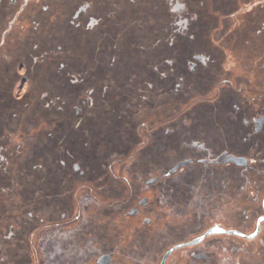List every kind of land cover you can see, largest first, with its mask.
<instances>
[{
    "label": "flooded vegetation",
    "instance_id": "1",
    "mask_svg": "<svg viewBox=\"0 0 264 264\" xmlns=\"http://www.w3.org/2000/svg\"><path fill=\"white\" fill-rule=\"evenodd\" d=\"M129 2L134 4L136 0ZM226 2L227 6L233 4L232 0ZM162 3L169 17L164 34L160 29L154 34V56L149 65L158 75L144 81L151 92L160 85L158 102H150L148 96L142 95L141 103L123 104L118 98L98 103V96H108L110 84L101 85L100 95L95 94V88L89 89L88 96L74 111L76 116L85 108L91 111L84 119L93 128L91 144L87 152L85 147L81 150L94 160L95 167H84L80 154L78 161H73L75 156L67 151L72 160L66 162L51 153V161L47 159L44 166L33 167L45 173L35 185L41 196L34 195L31 188L28 190L27 197L30 201L34 198L36 211H26V215L22 208L16 209L18 203L10 197L15 190L13 185L3 187L6 184L0 183V192L10 197L9 205L0 204V215L12 209L9 218H5L7 222L0 225V263L6 260L4 255H9L13 264H32L28 247L9 248L1 241L15 242L18 235L20 241H25L32 224L36 220L45 223L48 218L49 223L62 227L55 237V248H46L51 262L41 264H264V93L252 95V100H245L242 105L241 95L230 87L229 78L222 80L224 87L220 89L228 93L212 105H191L177 118L176 104H161L160 93L178 97L184 84L194 87L204 83L205 75H215L209 69L217 62L215 51L202 42L201 49L191 47L189 54L183 55L190 44L199 42L198 37H209L210 27L207 23H195L198 15L192 13L188 0ZM96 4L102 7L98 0H0V182L8 181L1 179L2 172L10 175L6 172L10 157L17 154L14 134L2 126L1 112L8 116L7 121L17 116L14 112L29 94L26 90L21 94L28 83L22 75H32L35 66L48 55L44 51L35 56L26 46L36 41L32 50L48 49L40 27L45 26L46 32L54 27L62 30L69 13L70 27L78 31L83 28L96 36L104 20L99 9L106 11L107 17L114 14ZM25 24L32 25L31 33L25 34ZM224 27L225 23L216 28L228 34L240 31L239 26ZM102 31L97 35L102 36ZM255 31L259 36L263 29ZM162 42L167 44L169 54L160 53ZM178 42L186 49L178 51ZM56 48L63 50L62 46ZM27 57L30 63H26ZM115 60L112 56L111 63ZM182 61L186 77L176 72V64ZM59 67L63 69L65 64L60 63ZM67 75H73V84L82 82L74 73ZM113 90L121 99L128 96L125 89ZM47 94L42 92L40 98H47ZM45 107H49L47 102ZM166 114L168 119L163 121ZM139 117L146 119L142 122L146 127L145 140L141 141L135 129ZM82 121L78 118L76 127ZM137 142L141 146L134 163L121 167L118 175L107 160L118 155L122 159L127 157ZM42 143L47 152L49 143ZM75 149L72 146L74 154ZM55 157L63 170L58 168V177L52 178L49 172H54V163L58 161ZM97 173L102 176L99 181L105 183L91 184L90 189L106 193V199L95 200L92 194L83 196L82 206L75 212L69 195L70 188H74L71 180L85 176L93 179ZM118 176L126 183H118ZM71 213L72 220L64 226ZM18 221L23 226H17L16 231Z\"/></svg>",
    "mask_w": 264,
    "mask_h": 264
},
{
    "label": "rangeland",
    "instance_id": "2",
    "mask_svg": "<svg viewBox=\"0 0 264 264\" xmlns=\"http://www.w3.org/2000/svg\"><path fill=\"white\" fill-rule=\"evenodd\" d=\"M98 1L102 3V7L96 4L98 8L114 12L113 15L107 17V12H102L99 9L104 20L102 29L97 30V33L104 30L102 36L97 33L96 36H93L83 28L79 31L74 30L69 26L70 13L64 19L66 26L62 30L54 27L46 32L45 26L40 27L42 30L40 32L48 41L49 48L32 50V45L37 43L34 41L28 44L26 49L29 52L32 51L35 56L44 51H48V55L45 56L44 62L35 66V72L32 75H22V78L28 79V83L21 94H24L25 90L29 91V94L27 100L22 101L14 112L17 116L9 118L7 121L8 116L1 112L2 126L14 134L17 154L10 157V165L6 171L10 175L2 172L5 177L1 176V179L4 178L8 181L0 183L6 184L3 187H8L9 184L13 185L15 190L10 197L13 198V201H17L16 209L22 208L23 215H26V211H36L34 198L30 201L27 197L28 190L32 189L34 195L41 196L40 188L35 185L40 182L38 178L45 172L38 167L33 169L34 166H44L46 160L51 161L53 155L69 162L72 158L67 155V151L75 156L73 161H78L77 156L80 154L84 167L94 166V160L92 162L91 159H88L81 150L85 147L87 152L91 144L89 136H91L93 128L84 122L85 117L91 111L85 108L79 116H76L74 111V107L88 96L90 88H95V94L100 95L101 85L110 84L108 96L106 99L98 96V103L101 102L100 100L110 103L112 98H118L119 103L123 104L141 103L142 95L148 96L150 102L157 103L159 100L160 85H156L155 91L151 92L146 88L144 81H151L152 77L156 78L158 75V73L152 72V67L149 65H152L154 56L151 48L154 34L159 29L161 34H164L163 29L166 19L169 17L166 14L165 4L162 3V0H160L161 3L158 2L159 0H136L134 4H131L129 0ZM232 2L231 6H227L226 0H188L192 13L198 15V20L195 23H207L210 27H208L209 37H203V35L198 37L199 42L194 43L193 46L190 44L183 55L189 54L191 47H193L192 49H201L199 44L202 42L215 51L217 62L209 69L215 75H205L204 83L194 87L184 84L178 97H173L171 93H160L161 104L177 105L178 109L175 111L177 118L191 105L199 103L212 105L218 97L226 95L228 92L220 90L224 87L222 84L224 79L232 80L230 87L239 91L241 95L239 103L242 105L245 100L251 101L252 95L264 93V27H261L264 24V0H232ZM250 9H252V13H248ZM134 12H138L137 15ZM223 23L226 24L224 29H228V26H239L240 31L234 34L232 32L228 34L226 30L218 32L216 27L221 28ZM115 24L119 25L118 28H115ZM255 24L256 27L252 28ZM260 28L263 29V32L258 36L255 29ZM23 31L26 32L25 34L31 33L32 25L25 24ZM106 31L109 33L108 36L104 35ZM248 41L249 43H247ZM181 45L182 43L178 42V51L186 49L181 48ZM57 46H62L63 50L58 51ZM160 53L169 54V48L164 42L161 44ZM177 55L179 56V54ZM112 56L116 57L113 63H111ZM26 63H30L29 57L26 58ZM60 63H64L65 68L60 69ZM185 71L186 67L183 61L176 64L178 75L186 77L183 74ZM68 73L76 74L82 82L73 84V75H67ZM117 88L125 89L128 96L121 99L115 95L113 89ZM140 90L143 93H140ZM42 92H48L47 98H40ZM46 102L49 104L48 108L45 107ZM95 102L97 103V101ZM168 116L169 114L164 115L163 121H167ZM78 118L83 121L79 127H76ZM138 119L135 129L136 133L141 136V141L145 140L143 136L146 134V127L142 126V122L146 119L140 117ZM44 141L49 143L47 152L42 146ZM72 141H75V144ZM72 146L76 147V154L71 151ZM140 146V143H135L127 157L122 159L120 155L114 156L107 160V163L116 168L115 172L119 175L120 171L118 172V170L121 167H131V164L134 163L133 159ZM51 153H53L52 156ZM55 158L57 159V157ZM59 159L54 163V172H49V177L57 178V169L61 167L63 170ZM100 177L102 176L97 173L93 179L85 176L71 180L70 183L74 184V188H70L69 195L72 196L75 212L78 213L79 207L82 206L83 196L92 194V198L95 200L106 199V193H96L90 189L91 184L103 185L105 183V181H99ZM128 177L131 183L132 178ZM117 178L118 183H126L121 176ZM30 183H33V186ZM10 197L7 193L0 192V204H6ZM7 205L9 204L7 203ZM11 211L12 209H9L4 215L3 213L0 215L1 226L7 222L5 218H9L8 213ZM73 213L68 215L67 220H64V226H66L65 222L72 220ZM15 225L16 231H18L17 226H23V223L18 221ZM61 227H57V223H49L48 218L45 223L36 220L25 241H20L18 235L15 242L3 243L1 241V243L2 245L6 244L9 248L28 247L32 264L50 263L51 261L45 253L46 248H55L57 242L55 237ZM4 257L6 260L0 264H13L9 255H4ZM23 257L25 258V256Z\"/></svg>",
    "mask_w": 264,
    "mask_h": 264
}]
</instances>
